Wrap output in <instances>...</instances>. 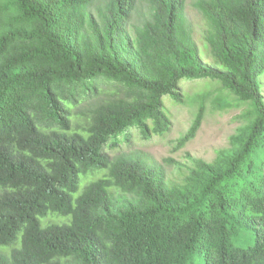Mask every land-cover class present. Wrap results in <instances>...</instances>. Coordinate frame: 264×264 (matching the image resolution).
Masks as SVG:
<instances>
[{
    "label": "trees",
    "instance_id": "16d2710c",
    "mask_svg": "<svg viewBox=\"0 0 264 264\" xmlns=\"http://www.w3.org/2000/svg\"><path fill=\"white\" fill-rule=\"evenodd\" d=\"M191 4L201 34L190 0H0V264H264V0ZM185 82L251 122L167 166Z\"/></svg>",
    "mask_w": 264,
    "mask_h": 264
},
{
    "label": "rangeland",
    "instance_id": "374dc122",
    "mask_svg": "<svg viewBox=\"0 0 264 264\" xmlns=\"http://www.w3.org/2000/svg\"><path fill=\"white\" fill-rule=\"evenodd\" d=\"M191 3L192 0H190V5L188 6L189 16L197 25L198 33L201 34L205 21L196 14ZM199 41L201 52L206 56L208 46L203 44V40L199 39ZM262 84L264 98V77L262 78ZM219 86V84L201 85L197 82H185L181 85L184 97L182 103L173 106L171 132L165 139L158 140L146 148L160 163L167 165L165 162L167 158H172L175 162L185 164L191 163V158L213 162L224 151L229 152L234 149L235 136H239L242 132L241 130L251 122L248 116L250 105L248 103H238L235 95L232 94V105L225 108L217 106L215 99L221 94ZM206 91H210L211 94L204 99L201 124L195 137L187 141L180 149H176L178 139L190 130L199 116L203 101L202 94ZM171 169L173 168L170 167ZM177 171L178 168L175 167L173 172ZM254 240L255 231L250 230L246 231L243 239L238 242L241 246L247 247Z\"/></svg>",
    "mask_w": 264,
    "mask_h": 264
}]
</instances>
